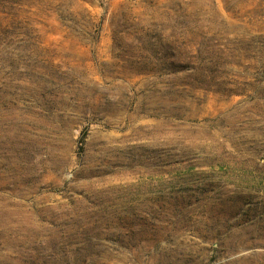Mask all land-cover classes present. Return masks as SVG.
I'll list each match as a JSON object with an SVG mask.
<instances>
[{"label":"rangeland","instance_id":"rangeland-1","mask_svg":"<svg viewBox=\"0 0 264 264\" xmlns=\"http://www.w3.org/2000/svg\"><path fill=\"white\" fill-rule=\"evenodd\" d=\"M0 264H264V0H0Z\"/></svg>","mask_w":264,"mask_h":264}]
</instances>
